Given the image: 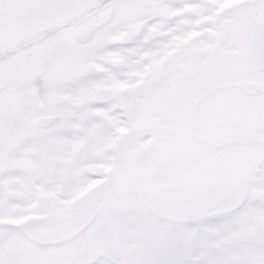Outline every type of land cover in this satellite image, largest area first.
<instances>
[{
	"label": "snow or ice",
	"instance_id": "1",
	"mask_svg": "<svg viewBox=\"0 0 264 264\" xmlns=\"http://www.w3.org/2000/svg\"><path fill=\"white\" fill-rule=\"evenodd\" d=\"M0 264H264V0H0Z\"/></svg>",
	"mask_w": 264,
	"mask_h": 264
}]
</instances>
